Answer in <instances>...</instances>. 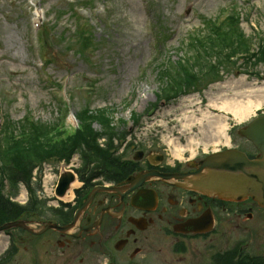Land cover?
Returning <instances> with one entry per match:
<instances>
[{
    "label": "rangeland",
    "instance_id": "374dc122",
    "mask_svg": "<svg viewBox=\"0 0 264 264\" xmlns=\"http://www.w3.org/2000/svg\"><path fill=\"white\" fill-rule=\"evenodd\" d=\"M71 2L0 0V119L4 118L5 122L2 126L0 121V148L7 141L6 135L28 129L27 116L40 121L45 126L44 132L56 125L58 105L52 90L57 88L54 84H62L63 92L58 96L64 97L71 115L83 109H116L117 114L112 115L115 136L109 142L108 137L102 139L99 147L106 150L111 159L132 161L140 150L163 151L168 161L173 162L175 149L168 139L181 137L183 146L191 133L197 142L209 140L210 129L204 126L202 133L197 124L189 131L184 126L185 117L201 118V110L209 109L211 102L220 103L225 97L236 100L252 88L260 89L264 85V62L261 56L254 58L248 54L246 57L247 43L239 48L245 57L231 55L237 56L233 62L214 53L210 57L204 53L199 55L196 44L197 38L206 42L205 29H210L223 11L233 9L236 13V8L241 12L238 33L255 43V34L261 33L264 37V0H104L96 4L97 11L83 6L80 12L91 21L93 29L80 22L74 26ZM102 6L106 7V12ZM37 11L45 15L43 27L52 32L45 52V58L51 60L44 69L46 72L41 69L42 47L38 41L41 33L33 28ZM153 26L162 40L161 54L152 65L156 57ZM82 28L90 39L84 37ZM187 46L189 51H185ZM224 51L230 54L229 49ZM162 63L166 71L161 72L164 76L160 78ZM211 112L229 117L228 137L234 147L253 151L237 131L247 125L254 114H264V106L240 124L230 113ZM67 126H74L70 117ZM93 128L98 134H104V128L98 123L95 122ZM220 148L209 145L206 151L201 145L193 147L195 152L189 149L181 152L180 158L184 162L193 153L202 158ZM70 159L77 160L74 164L81 173L92 175L98 170L99 161L84 162L79 153ZM44 164L53 169L52 176L56 175L59 160ZM39 178L43 181L42 169ZM38 180L31 174L29 185L20 184L16 192L0 171L3 185L0 195L22 202L27 197L21 198V195L30 199L33 195L39 201L36 195L45 194ZM253 215L252 220L238 221L239 228L233 222L228 223L226 233L218 232L208 239H166L164 264H211L219 253L235 249L240 243L244 244L246 253L264 257V211L255 210ZM5 237L7 247L10 240ZM55 241L56 237L45 234L34 237L33 249L25 250L26 245L21 244L18 264H32L34 257L37 264H105V260L95 255L84 257L82 254L83 263L79 261L81 257L72 259L70 249L52 246ZM182 244L186 252L176 251Z\"/></svg>",
    "mask_w": 264,
    "mask_h": 264
},
{
    "label": "flooded vegetation",
    "instance_id": "af4514ba",
    "mask_svg": "<svg viewBox=\"0 0 264 264\" xmlns=\"http://www.w3.org/2000/svg\"><path fill=\"white\" fill-rule=\"evenodd\" d=\"M251 149L243 151L250 158H256L259 152L253 146ZM142 155L138 161H134V155L135 163L115 175L112 181L99 177L90 181L81 176L82 185L71 199L57 207L49 204L42 220H38L34 207L20 213V219L38 228L44 222L69 226L77 217L73 230L67 234L46 233L56 237L52 246L70 249L72 259L82 254L84 257L95 255L89 248L96 247L103 253L98 258L105 260V264H164L166 239H208L218 232L226 233L228 223L233 222L239 228L238 221L252 220L253 211L262 210L251 199L230 202L192 190L182 175L194 173L200 158L171 163L163 151H143ZM149 172L167 179L149 177L137 188L128 183L129 178ZM103 187L110 190H101ZM188 224L192 226L185 227ZM195 226L197 232H194ZM18 234L10 236V245L18 251L13 256L1 257L0 264H18L21 244L26 245L25 250L34 248L35 235L25 230ZM79 261L83 263V257ZM32 264H37L36 257Z\"/></svg>",
    "mask_w": 264,
    "mask_h": 264
},
{
    "label": "trees",
    "instance_id": "16d2710c",
    "mask_svg": "<svg viewBox=\"0 0 264 264\" xmlns=\"http://www.w3.org/2000/svg\"><path fill=\"white\" fill-rule=\"evenodd\" d=\"M237 21L231 17L226 26L228 31L222 33V36L227 40L224 43L229 45H240L245 42L244 36L239 34L237 28ZM236 30V31H235ZM262 61L264 62V48H260ZM164 76L161 75V78ZM83 129L72 136L64 137L62 140L54 141L51 137L42 141L41 137L44 132L37 127H28L25 133L30 135H23L21 139H15L14 133L6 135L7 140L1 147L0 161L2 167L0 168L3 177L7 178L12 184L15 191H18V186L23 183L29 185L33 168L45 161L52 160H67L77 152L83 155L84 162L99 161L98 167H108L109 170H119V159H111L108 152L99 148L97 139L102 135L96 133L92 129V124L98 122L104 128L106 135L114 136L112 131V119L105 112H98L97 114H88L87 111L82 113ZM39 135V137H38ZM107 169V168H106ZM0 184V192L2 188ZM33 193V191L31 190ZM36 199L35 197H33ZM0 210H3V216L0 223L8 222L16 219L20 213L24 212L26 208L10 202L0 195ZM213 264H264V259H249L241 257L236 259L235 255H224L220 260Z\"/></svg>",
    "mask_w": 264,
    "mask_h": 264
},
{
    "label": "water",
    "instance_id": "95a60500",
    "mask_svg": "<svg viewBox=\"0 0 264 264\" xmlns=\"http://www.w3.org/2000/svg\"><path fill=\"white\" fill-rule=\"evenodd\" d=\"M240 135L252 141L256 148L262 152L263 158L261 160H249L246 155L235 150L216 153L202 161L197 172L188 181L194 190L202 193L220 196L232 201L251 197L264 207V117L256 119L247 128L242 129ZM151 174L153 173L132 177L129 182L135 187ZM75 180L74 173L62 171L56 188V195L59 198L65 197ZM16 227L32 232L22 221L5 224L0 227V232ZM49 229L66 232L69 227H59L49 223L45 224L37 234Z\"/></svg>",
    "mask_w": 264,
    "mask_h": 264
},
{
    "label": "bare ground",
    "instance_id": "6f19581e",
    "mask_svg": "<svg viewBox=\"0 0 264 264\" xmlns=\"http://www.w3.org/2000/svg\"><path fill=\"white\" fill-rule=\"evenodd\" d=\"M228 98V97H227ZM226 97L220 103L211 102L209 104V109L201 110V118H197L195 115L185 117L183 120L185 128L189 131L191 128L195 127L197 124L199 125L200 132L204 133L206 126L210 129L209 140L206 142L198 141L196 136H193L191 133L189 138L187 139L186 144L183 146L181 143V137L176 139H168L169 144L174 146V156L179 158L182 156L185 150H191L195 152L193 147H198L203 145L204 149L207 151L208 146H230L232 144V140L228 137L229 130V117L227 115H214L211 110H220L224 111L226 114H232L238 123L245 122L251 115L255 113L256 110L261 109L264 106V85L260 89L252 88L251 91H247L245 94L240 95L237 99H227ZM228 100V101H227ZM184 102V101H183ZM182 102V103H183ZM211 109V110H210ZM206 122V123H205ZM185 133V132H183ZM195 153H193V156ZM192 156V157H193ZM80 183L75 182L72 185V189L68 195L73 192V189L79 187ZM6 237H1L0 239V249L5 245Z\"/></svg>",
    "mask_w": 264,
    "mask_h": 264
}]
</instances>
